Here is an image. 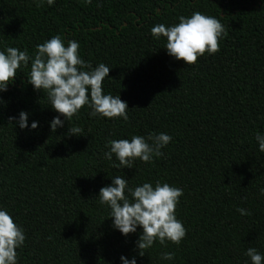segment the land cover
Instances as JSON below:
<instances>
[{"label":"trees","instance_id":"16d2710c","mask_svg":"<svg viewBox=\"0 0 264 264\" xmlns=\"http://www.w3.org/2000/svg\"><path fill=\"white\" fill-rule=\"evenodd\" d=\"M197 11L220 20L227 35L219 52L188 66L151 28ZM56 35L66 47L77 41L93 68H111L103 91L127 102L128 120L92 117L86 105L52 133L59 114L27 82L31 61L17 70L0 93V209L26 235L17 264H122L121 256L136 264H251L249 248L264 256V153L255 139L264 135V0H45L41 7L0 0V51L33 56ZM21 111L29 113L23 130L8 119ZM69 126L83 131L68 136ZM159 133L172 141L151 163L114 168L115 156L104 157L109 140ZM116 176L129 188L159 181L183 190L179 246L157 241L141 257L142 229L124 236L112 227L110 208L96 197ZM165 252L174 258L161 259Z\"/></svg>","mask_w":264,"mask_h":264},{"label":"clouds","instance_id":"9594fccd","mask_svg":"<svg viewBox=\"0 0 264 264\" xmlns=\"http://www.w3.org/2000/svg\"><path fill=\"white\" fill-rule=\"evenodd\" d=\"M37 7L44 5L45 0H34ZM55 0H46L52 6ZM92 0H84L90 4ZM179 23L172 26L157 24L151 28V35L156 40L166 39L167 54L177 61H183L191 66L198 57L208 53L213 55L220 50V40L227 33L223 24L215 17L194 12L190 17L180 16ZM79 43L68 41L65 46L60 35L36 46L33 56L27 50L21 51L15 47H7L0 51V93L6 92L8 86L21 67L27 68L31 61L27 82L34 90L42 91L51 106L58 113L50 122V130L55 133L58 127L64 126V121H71L79 111L87 105L91 109L89 115L108 119L122 118L128 120L126 101L119 95L104 94L103 82L109 77L110 69L104 63L95 68L79 56ZM2 102V100H0ZM29 113L21 111L19 119L9 117L10 124L15 121L23 130L28 128ZM64 117L61 120L60 117ZM38 127V121L31 123V129ZM82 129L78 126H69L68 136H80ZM259 151L264 153V135L259 132L255 136ZM172 141L166 133L149 134L147 138L133 135L129 139L109 140L106 147L109 149L104 157L112 161L113 155L119 163H112L114 168H133L136 159L151 163L154 157L163 156L161 149ZM127 191V194H126ZM264 195V189H261ZM183 190L170 186L168 183H143L135 188L128 187V181L116 176L111 185L101 187L98 202L110 208L109 218H112L114 229L124 236L135 233L137 228L142 229L136 241L138 255L143 257L147 249L155 242L167 247L168 242L180 245L186 236V229L176 218L175 211ZM241 215H250L243 208H237ZM26 240L24 229L14 222L13 217L6 209H0V264H17V249L21 248ZM246 256L250 257L251 264H262L264 256L257 249H247ZM174 253L165 252L161 259L172 260ZM122 264H136L133 256L129 260L120 257Z\"/></svg>","mask_w":264,"mask_h":264}]
</instances>
